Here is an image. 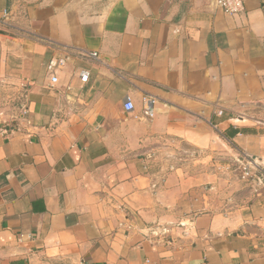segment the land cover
Instances as JSON below:
<instances>
[{
	"label": "crops",
	"instance_id": "1",
	"mask_svg": "<svg viewBox=\"0 0 264 264\" xmlns=\"http://www.w3.org/2000/svg\"><path fill=\"white\" fill-rule=\"evenodd\" d=\"M243 4L0 0L21 97L0 108V264H264V190L239 191L245 159L264 172V0ZM63 48L98 60L51 85Z\"/></svg>",
	"mask_w": 264,
	"mask_h": 264
},
{
	"label": "built area",
	"instance_id": "2",
	"mask_svg": "<svg viewBox=\"0 0 264 264\" xmlns=\"http://www.w3.org/2000/svg\"><path fill=\"white\" fill-rule=\"evenodd\" d=\"M214 5L217 9L229 16H236L244 11L243 0H214ZM8 12L6 10L0 11V28L5 27ZM73 59H79L84 61H97L98 54L96 52H83L73 49L63 48L60 54L51 57L45 66L46 74L49 77L51 85H55L58 82V73L64 69V67ZM77 76L81 84H85L89 79V72L86 70H78ZM154 99L149 96L142 98L143 103V117L146 119H152L154 114L151 108ZM123 109L127 113L134 111V105L131 100L126 97L123 103ZM218 116L223 115L222 110H218L216 113ZM253 172H258L264 176V172L261 171V165L256 161L244 160L241 167V177L243 179H249L253 177Z\"/></svg>",
	"mask_w": 264,
	"mask_h": 264
},
{
	"label": "rangeland",
	"instance_id": "3",
	"mask_svg": "<svg viewBox=\"0 0 264 264\" xmlns=\"http://www.w3.org/2000/svg\"><path fill=\"white\" fill-rule=\"evenodd\" d=\"M20 102L21 97L18 96V93L12 90V87H10L9 84L0 82V108L5 109L8 112H17ZM240 179V181H242L239 190L241 193L248 194L250 191L255 193L258 187L264 190V180L259 182L254 176L249 179H243L240 177Z\"/></svg>",
	"mask_w": 264,
	"mask_h": 264
},
{
	"label": "water",
	"instance_id": "4",
	"mask_svg": "<svg viewBox=\"0 0 264 264\" xmlns=\"http://www.w3.org/2000/svg\"><path fill=\"white\" fill-rule=\"evenodd\" d=\"M213 3H214V0H213Z\"/></svg>",
	"mask_w": 264,
	"mask_h": 264
}]
</instances>
